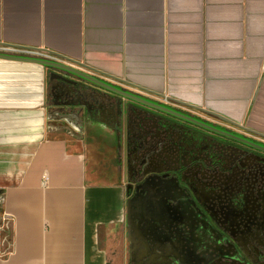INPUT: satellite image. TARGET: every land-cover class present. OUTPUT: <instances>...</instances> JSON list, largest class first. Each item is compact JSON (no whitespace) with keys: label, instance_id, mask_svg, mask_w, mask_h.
Masks as SVG:
<instances>
[{"label":"crops","instance_id":"1","mask_svg":"<svg viewBox=\"0 0 264 264\" xmlns=\"http://www.w3.org/2000/svg\"><path fill=\"white\" fill-rule=\"evenodd\" d=\"M0 44L57 53L121 91L264 135V0H0ZM18 58H0V264H203L186 227L183 253L152 250L175 208L129 200L103 172L100 145L58 133L52 108L72 115L82 90Z\"/></svg>","mask_w":264,"mask_h":264},{"label":"rangeland","instance_id":"2","mask_svg":"<svg viewBox=\"0 0 264 264\" xmlns=\"http://www.w3.org/2000/svg\"><path fill=\"white\" fill-rule=\"evenodd\" d=\"M78 85L81 97L67 106L74 113L55 114L52 108L49 124L71 139L100 145L103 172L118 175L128 188L129 200L137 196L139 206L146 202L150 208H175L176 213L167 216L171 224L163 240L152 241L153 251L163 256L174 246L176 253H183L186 227L190 259L203 264H264L263 181L253 186L233 181L236 173L246 178L254 174L264 153L255 157L248 148L253 144L264 148V142L159 100L135 96L175 115L122 100L85 81ZM193 118L224 134L197 128L191 124ZM239 148L250 153V162L234 161ZM0 221L4 223L1 216ZM3 232L9 233V227ZM165 243L168 246L159 247Z\"/></svg>","mask_w":264,"mask_h":264},{"label":"water","instance_id":"3","mask_svg":"<svg viewBox=\"0 0 264 264\" xmlns=\"http://www.w3.org/2000/svg\"><path fill=\"white\" fill-rule=\"evenodd\" d=\"M9 46H13L15 48H21V49H37V48H27V47H22V46H16V45H9ZM38 50H41V49H38ZM55 56H57L58 58L62 59L63 61L77 67V68H74L72 66H68V65H65V64H61V63H57V62H50V61H44V60H39V59H24V60H27L29 62H34V63H38V64H41L43 67L49 69L47 75H48V81L49 82H54V83H57V84H61L65 87H69V88H75V89H79V85L80 82H87V84H89L90 86L100 90V91H104V92H107L115 97H119L121 98L122 100H129V101H133V102H138V103H141V104H145L147 106H151L155 109H157L158 111H161L163 113H170V114H174V112H171L170 110L166 109V108H163V107H159V106H155V105H152V104H149L148 102H145L144 100H141L140 98H137L135 97L134 95L128 93V92H124V91H121L117 88H115L113 85H110V84H107L103 81H100L98 79H96L94 76L88 74L87 72H91V73H95V74H98L99 72H96L94 70H92L91 68H89L88 66H86L85 64H82L80 62H77L75 60H72V59H69V58H66L65 56H61L57 53H54V52H49ZM0 58H6V59H22V58H18V57H9V56H3V55H0ZM82 70H80V69ZM85 70V71H83ZM75 78H78L79 80H75ZM113 80V78H111ZM79 81V82H78ZM136 89H139V90H142L141 88H136ZM145 92H148L146 90H143ZM150 93V92H149ZM158 96V95H156ZM160 97H163V96H160ZM175 101V100H173ZM178 104H181V105H184V106H187V107H190V108H193V109H196L200 112H204L205 114H208L209 116H212L214 118H217L225 123H228V124H231L233 126H236V127H239L247 132H250V133H253V134H256L255 132L251 131L250 129L246 128V127H243L241 126L239 123L233 121V120H230V119H227L219 114H216V113H213L211 111H208V110H205V109H202L200 107H197V106H193V105H190V104H185V103H181V102H176ZM175 115V114H174ZM184 119L183 116H180ZM193 121V120H191ZM209 128L210 130H213L215 132H218V133H222L224 134L223 132H219L218 130H215L211 127H207ZM260 137H263L264 138V135H261V134H256ZM252 145V144H251ZM253 146L257 147V148H260L259 146L253 144Z\"/></svg>","mask_w":264,"mask_h":264},{"label":"built area","instance_id":"4","mask_svg":"<svg viewBox=\"0 0 264 264\" xmlns=\"http://www.w3.org/2000/svg\"><path fill=\"white\" fill-rule=\"evenodd\" d=\"M0 55L3 56H12V57H27V58H31V59H39V60H44V61H50V62H57V63H61V64H65L68 66H72L74 68H77L65 61H63L62 59L58 58L57 56L45 51V50H38V49H21V48H15L13 46H9V45H5V44H0ZM88 74L92 75L93 73L91 72H87ZM133 91H135L136 93L154 99V100H159L162 103L169 105L171 107L174 108H178L181 109L183 111H187L192 115H195L203 120H206L212 124L221 126V127H226V128H231V129H235V130H240L243 132H246L247 134H250L252 136H254L256 139L264 142V138L260 137L256 134L247 132L239 127L233 126L231 124L225 123L217 118H214L212 116H209L208 114H205L204 112H200L196 109L175 103L173 101H171L169 98L167 97H160V96H156L154 94H151L149 92H145L143 90H139L136 88H133Z\"/></svg>","mask_w":264,"mask_h":264},{"label":"flooded vegetation","instance_id":"5","mask_svg":"<svg viewBox=\"0 0 264 264\" xmlns=\"http://www.w3.org/2000/svg\"><path fill=\"white\" fill-rule=\"evenodd\" d=\"M194 119L195 118H193V121H191V120L190 121H191V124H194V126H196V127L200 126V127H197V128L203 129L205 131H211V132L213 131V130H210L209 128H207V127H209L208 124H204L203 122L199 121L198 119H195V120ZM215 133H218V132H215ZM191 136L192 137L190 139L195 138L194 135H191ZM257 146H259V145H257ZM252 147L253 148H248V150L249 151H254V153H252V155H254L255 157H259V155L261 156V154H259V153H262V154L264 153V148L263 147H261V146H259L260 148H257L255 146H252ZM235 150L239 151V153H237L235 155V159H234L235 162H239V161L240 162H242V161L243 162H250L251 161L250 153L247 154L248 152L244 151L245 149L243 150L242 148H239V149H235ZM245 152H247V153H245ZM257 152H259V153H257ZM260 159L263 160V161H260V162L258 161V162L255 163V164H258V165L255 166V168H253L254 169V171H253L254 174L252 176L246 178L243 175H241L239 173H236V175L233 178V181H235V182L248 181V182L252 183V186L255 183L260 182V181H263L262 184H264V158L260 157ZM250 169H251V167H250ZM237 171L238 172L242 171L241 167L240 168L237 167ZM255 252H256V254L258 256H261L260 251L258 249H255ZM189 256H191V255H189Z\"/></svg>","mask_w":264,"mask_h":264},{"label":"trees","instance_id":"6","mask_svg":"<svg viewBox=\"0 0 264 264\" xmlns=\"http://www.w3.org/2000/svg\"><path fill=\"white\" fill-rule=\"evenodd\" d=\"M1 200V199H0Z\"/></svg>","mask_w":264,"mask_h":264}]
</instances>
